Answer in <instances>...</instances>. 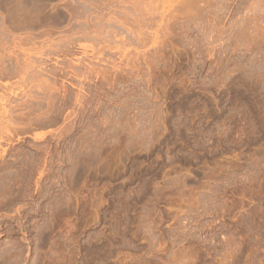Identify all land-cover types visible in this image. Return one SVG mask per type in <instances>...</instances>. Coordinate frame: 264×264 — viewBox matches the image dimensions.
Listing matches in <instances>:
<instances>
[{
	"label": "rangeland",
	"instance_id": "rangeland-1",
	"mask_svg": "<svg viewBox=\"0 0 264 264\" xmlns=\"http://www.w3.org/2000/svg\"><path fill=\"white\" fill-rule=\"evenodd\" d=\"M4 108L0 264H264V0H0Z\"/></svg>",
	"mask_w": 264,
	"mask_h": 264
},
{
	"label": "bare ground",
	"instance_id": "bare-ground-1",
	"mask_svg": "<svg viewBox=\"0 0 264 264\" xmlns=\"http://www.w3.org/2000/svg\"><path fill=\"white\" fill-rule=\"evenodd\" d=\"M61 15V14H60ZM22 45V43L20 44V46ZM21 68V67H20ZM19 69V68H18ZM31 69V65H29L28 63L26 64L25 63V65L23 64V67L21 68V69H19V70H21V73H22V75H24V77H25V75L27 76V74L30 72L29 70ZM18 70V71H19ZM19 74H20V72H19ZM21 75V74H20ZM29 75V74H28ZM23 77V76H22ZM1 112V111H0ZM9 113V111L7 110V109H3V111L0 113V119H2V118H6V116H7V114ZM3 120V119H2ZM5 120V119H4Z\"/></svg>",
	"mask_w": 264,
	"mask_h": 264
}]
</instances>
